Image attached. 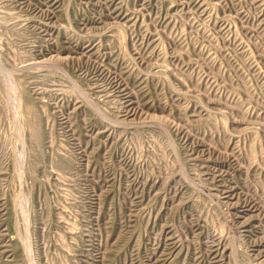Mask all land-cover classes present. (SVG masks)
<instances>
[{
	"label": "rangeland",
	"instance_id": "374dc122",
	"mask_svg": "<svg viewBox=\"0 0 264 264\" xmlns=\"http://www.w3.org/2000/svg\"><path fill=\"white\" fill-rule=\"evenodd\" d=\"M0 264H264V0H0Z\"/></svg>",
	"mask_w": 264,
	"mask_h": 264
}]
</instances>
